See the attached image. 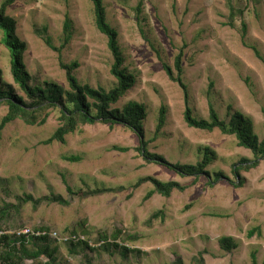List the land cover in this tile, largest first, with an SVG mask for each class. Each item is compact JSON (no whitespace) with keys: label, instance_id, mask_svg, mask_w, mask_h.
I'll return each mask as SVG.
<instances>
[{"label":"rangeland","instance_id":"rangeland-1","mask_svg":"<svg viewBox=\"0 0 264 264\" xmlns=\"http://www.w3.org/2000/svg\"><path fill=\"white\" fill-rule=\"evenodd\" d=\"M102 1L107 22L118 34L123 66L135 77L134 86L111 109L121 111L129 102L142 104L147 115L144 139L151 153L172 164L194 165L202 158L200 149L208 147L216 154L209 174L221 172L235 180L233 165L251 160L252 154L233 136L189 128L183 121V91L168 79L163 65L173 68L182 53V81L195 117L207 118L209 102L225 121L239 111L252 120L262 141L264 0ZM6 14L15 20L16 35L25 44L22 60L32 86L47 82L68 90L60 62H77L74 75L80 84L113 88L112 56L106 37L95 26L89 0H16ZM66 17L70 40L62 47ZM44 27L60 52L35 33ZM0 70L2 82L13 84L1 31ZM161 107L165 125L156 133ZM48 112L44 124L15 120L0 131V210L6 204L17 205V198L24 195L34 199L54 195L68 202L44 203L36 209L27 203L13 220L34 233L55 230L57 238L48 239L47 245L55 250L58 264H172L177 258L182 264H196L200 254L204 264H264V159L241 173L244 182L239 188L222 181L209 186L203 177L180 178L146 163L136 151V136L121 127L80 125L63 143L43 144L61 126L58 113ZM5 113L0 107V121ZM146 177L174 181L186 189L168 198L146 199L152 185L138 184ZM155 212H163L164 220L150 226L147 220ZM256 228L262 235L248 236ZM74 229L88 248L71 251L69 242L61 240ZM117 231L121 234L115 243L131 250L127 256L104 250L98 241ZM222 237H231L237 248L222 251L218 243Z\"/></svg>","mask_w":264,"mask_h":264},{"label":"trees","instance_id":"trees-1","mask_svg":"<svg viewBox=\"0 0 264 264\" xmlns=\"http://www.w3.org/2000/svg\"><path fill=\"white\" fill-rule=\"evenodd\" d=\"M16 0H5L0 6V31L2 33V44L10 54V72L13 84H4L1 79L0 70V107L6 109L5 115L0 121V131L6 125L15 120H22L25 124L34 126L44 124L48 115V111H55L61 120V126L55 133L43 144H51L52 142L65 141L67 135L73 134L80 125H106L109 128L121 127L131 131L137 138L138 146L136 151L144 159L146 163L154 164L167 170L180 178H194L198 180L201 177L207 180L209 186L222 181L235 188L243 185L244 180L241 178L242 172H247L256 168L261 159H264V139L259 140L254 133L253 122L248 117L244 116L239 111H234L229 115V120H222L213 105L208 103L207 118L199 119L194 116L193 110L189 106V95L186 86L182 81L183 69L181 66L182 53H179L175 60L173 68L163 65V70L168 79L177 83L183 91L184 111L183 121L192 129L206 132L218 131L223 135L233 136L237 145L248 150L252 154V159H241L232 167V174L235 180H230L223 173L218 172L209 174L207 168L216 159V154L208 147L200 149L202 158L194 165H181L169 163L164 157L151 153L147 146L148 143L144 139L143 121L146 118V110L142 104L129 102L121 111L111 109L122 99L127 91L135 84V77L128 73L124 68V58L118 43V34L107 22L106 12L102 0H89L92 4L95 26L97 30L106 37L107 49L109 50L113 63L110 68V75L115 80V85L109 91L102 88H92L88 85L79 83L74 75L78 68L77 62L62 63L60 68L65 73V80L68 90L54 83H44L42 86L30 84L31 77L26 72L22 60V55L25 51V44L16 35V22L13 18L6 14L8 6L12 5ZM229 2V0H227ZM228 21V25H232V15ZM241 13V12H240ZM70 21L66 17L63 24V45H66L70 40ZM242 30L245 32L246 25L242 22ZM36 34L41 35L45 43L51 49L60 52L61 48L57 49L51 45V39L47 36V28L36 30ZM255 54L259 57V52L255 49ZM43 115V118L40 117ZM165 108L159 110L156 133L161 131L165 125ZM39 120V121H38ZM119 149V148H118ZM127 151V149H119ZM77 158H68V161H77ZM149 183L152 185L151 190L146 199L153 195L168 198L173 192L184 191L186 187L177 182L169 181L162 182L152 177H146L139 181V185ZM17 205H4L0 210V264H29L33 261L34 264H58L55 256V250L47 245L49 238L33 237L26 235H17L24 229L21 223L13 222L14 217L20 212L22 205L30 203L33 208L40 207L42 204H58L67 206L66 202L60 196L50 195L47 197L34 199L30 195H24L22 198H17ZM160 220L163 222L164 213L155 212L147 220L150 226L154 221ZM7 229H12L13 234H6ZM40 231L52 232L55 230L42 228ZM86 232L82 231V234ZM121 232L117 231L110 236L99 237L98 241L103 243V249L106 251L119 250L121 254L127 256L131 250L119 246L115 241L119 238ZM262 235L260 229L250 230L248 236L252 237ZM69 236H75L74 240L69 242L71 251L79 247L88 248V243L83 239L76 230H72ZM136 240L137 237L130 238ZM219 247L222 251L228 253L237 248V244L231 237H222L218 240ZM30 244V247H28ZM45 258L43 261L41 259ZM252 261H255L254 254L251 256ZM196 264H204L201 254L199 258H195ZM172 264H182V260H177Z\"/></svg>","mask_w":264,"mask_h":264},{"label":"built area","instance_id":"built-area-1","mask_svg":"<svg viewBox=\"0 0 264 264\" xmlns=\"http://www.w3.org/2000/svg\"><path fill=\"white\" fill-rule=\"evenodd\" d=\"M17 235H26V236H33V237H47L51 239H56L57 238V233L56 232H46V231H37V232H31L30 230H21L17 233ZM61 238V237H60ZM75 236H67L61 238L63 242H70L71 240H74Z\"/></svg>","mask_w":264,"mask_h":264}]
</instances>
